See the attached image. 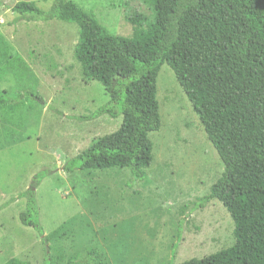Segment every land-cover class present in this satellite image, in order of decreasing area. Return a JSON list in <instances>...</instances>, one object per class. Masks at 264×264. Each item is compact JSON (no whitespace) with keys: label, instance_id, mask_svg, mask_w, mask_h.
I'll use <instances>...</instances> for the list:
<instances>
[{"label":"rangeland","instance_id":"1","mask_svg":"<svg viewBox=\"0 0 264 264\" xmlns=\"http://www.w3.org/2000/svg\"><path fill=\"white\" fill-rule=\"evenodd\" d=\"M18 1L44 12L56 2L0 0V98L17 107L0 109V264H179L230 246L232 220L209 199L223 165L172 70L163 64L157 75L160 129L149 133L145 175L83 171L74 158L122 116L98 113L109 96L81 78L76 25L15 19ZM71 1L114 35L131 36L133 12L144 24L155 16L149 0ZM28 190L41 236L20 221Z\"/></svg>","mask_w":264,"mask_h":264},{"label":"trees","instance_id":"2","mask_svg":"<svg viewBox=\"0 0 264 264\" xmlns=\"http://www.w3.org/2000/svg\"><path fill=\"white\" fill-rule=\"evenodd\" d=\"M149 2L152 22L144 24L137 12L126 17L134 27L131 36L109 33L71 0H56L48 12L33 1H18L11 11L20 20L74 23L73 56L81 78L100 83L109 96L98 113L122 116L115 131L92 140L74 158L83 171L118 167L136 179L145 175L153 160L149 133L160 129L156 79L166 64L223 165L209 199L233 223L230 246L179 264H264V0ZM4 108L17 107L0 98ZM25 195L20 221L41 236L31 216L37 214L34 194L20 196ZM4 264L28 263L9 258Z\"/></svg>","mask_w":264,"mask_h":264}]
</instances>
